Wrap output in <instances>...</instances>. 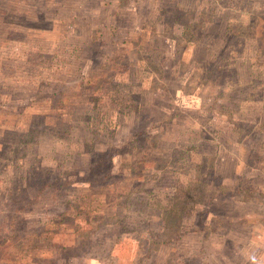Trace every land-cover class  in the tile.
Returning a JSON list of instances; mask_svg holds the SVG:
<instances>
[{
	"label": "rangeland",
	"instance_id": "1",
	"mask_svg": "<svg viewBox=\"0 0 264 264\" xmlns=\"http://www.w3.org/2000/svg\"><path fill=\"white\" fill-rule=\"evenodd\" d=\"M0 264H264V0H0Z\"/></svg>",
	"mask_w": 264,
	"mask_h": 264
},
{
	"label": "trees",
	"instance_id": "2",
	"mask_svg": "<svg viewBox=\"0 0 264 264\" xmlns=\"http://www.w3.org/2000/svg\"><path fill=\"white\" fill-rule=\"evenodd\" d=\"M0 247H2V243H0Z\"/></svg>",
	"mask_w": 264,
	"mask_h": 264
}]
</instances>
